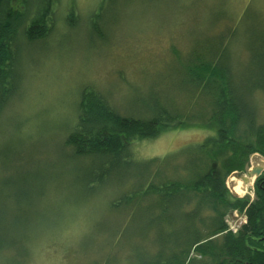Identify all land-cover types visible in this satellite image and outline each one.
Segmentation results:
<instances>
[{
	"label": "rangeland",
	"instance_id": "rangeland-1",
	"mask_svg": "<svg viewBox=\"0 0 264 264\" xmlns=\"http://www.w3.org/2000/svg\"><path fill=\"white\" fill-rule=\"evenodd\" d=\"M49 7L48 37L20 40L18 86L0 115V184L10 194L1 206L0 264L185 261L192 228L204 230L193 222L192 203L182 207L186 193L162 216L151 199L130 192L155 180L158 168L177 180L202 170L197 148L216 124H208L203 89L185 76L200 63L224 65L253 118L264 122V0H51ZM87 86L120 114L148 117L162 105L191 124H169L152 139L129 143L130 167L106 177L94 168L97 160L64 142ZM245 166L241 176L229 173L223 188L250 202L264 157L253 152ZM224 221L236 232L246 217L234 209ZM187 253L185 264L210 261L193 247Z\"/></svg>",
	"mask_w": 264,
	"mask_h": 264
},
{
	"label": "trees",
	"instance_id": "trees-1",
	"mask_svg": "<svg viewBox=\"0 0 264 264\" xmlns=\"http://www.w3.org/2000/svg\"><path fill=\"white\" fill-rule=\"evenodd\" d=\"M50 1L0 0V115L18 86L17 68L23 44L20 40L33 42L48 37L51 32ZM91 29L95 27L91 25ZM220 61L223 63L224 60L220 58ZM196 67L185 71V76L191 85L203 89V98L210 100L207 103L211 111L208 124L212 121L216 124V132L197 148L203 153V163L197 164L200 167L203 164L202 170L199 173L193 171L191 177H186L188 179L180 176V181L159 176L161 169L158 168L155 180L150 179L143 189L133 190L130 194L151 199L150 206H157L165 216L166 209L185 198L186 193L188 198L181 202L182 207L187 208L192 203L189 212L197 220L193 222L203 224L204 230L202 233L197 226L192 228L194 234L183 248L185 261L187 252L193 247L201 256L210 258L209 263L203 264H264V173L255 180L256 199L250 202L230 195L223 188L225 177L234 170H244L251 153L258 152L264 157V122L253 118L248 97L236 92L237 82L232 80L224 65L202 62ZM199 68L202 71H198ZM76 111L77 120L64 142L75 155L97 160L94 168L106 177L119 167H130L133 155L129 143L152 139L169 124H191L187 117L183 120L162 105H156L148 117L120 114L100 91L91 86L81 90ZM206 122L203 118V125ZM158 160L145 159L144 164L149 166V162L153 164ZM141 174L142 171L138 172V177ZM98 179L102 180L101 174ZM4 185L1 182V221H4L1 211L5 209L1 206L10 197L9 193L3 192ZM234 209L246 217V223L236 232L227 230L224 221L225 213ZM205 210L207 215H204ZM3 232L1 230L0 235ZM185 261L177 264H185Z\"/></svg>",
	"mask_w": 264,
	"mask_h": 264
},
{
	"label": "water",
	"instance_id": "water-1",
	"mask_svg": "<svg viewBox=\"0 0 264 264\" xmlns=\"http://www.w3.org/2000/svg\"><path fill=\"white\" fill-rule=\"evenodd\" d=\"M250 172H251L252 174H255V175L257 176V175L260 174V172H261V167H253V168L250 170ZM241 175H243V170L237 171V176H241ZM246 181H247V179L244 180V182H246Z\"/></svg>",
	"mask_w": 264,
	"mask_h": 264
},
{
	"label": "bare ground",
	"instance_id": "bare-ground-1",
	"mask_svg": "<svg viewBox=\"0 0 264 264\" xmlns=\"http://www.w3.org/2000/svg\"><path fill=\"white\" fill-rule=\"evenodd\" d=\"M240 184L238 183V184H236V186H234V190L236 191V192H238V190H241L242 188H240V186H239Z\"/></svg>",
	"mask_w": 264,
	"mask_h": 264
}]
</instances>
